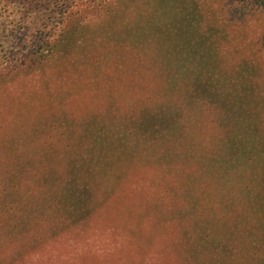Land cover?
I'll list each match as a JSON object with an SVG mask.
<instances>
[{"label": "trees", "instance_id": "obj_1", "mask_svg": "<svg viewBox=\"0 0 264 264\" xmlns=\"http://www.w3.org/2000/svg\"><path fill=\"white\" fill-rule=\"evenodd\" d=\"M3 12H16L14 32L0 36L4 56L8 44L20 46L18 64L1 67L7 74L43 68L34 77L44 95L65 80L94 101L106 96V77L131 92L129 110L104 100L81 115L74 137L75 121L63 124L57 107L55 126L68 136L60 166L52 148L27 168L26 158L9 157L18 141L7 139L4 158L34 182L18 193L22 203L7 205L13 195L0 191V264L64 234H81V264H264V128L254 122L264 116V27L248 55L234 43L238 28L264 16V0H0ZM173 142L171 188L143 206L124 188L152 160L144 151L159 146L164 157ZM102 216L124 248L99 243L90 253L87 232Z\"/></svg>", "mask_w": 264, "mask_h": 264}, {"label": "rangeland", "instance_id": "obj_2", "mask_svg": "<svg viewBox=\"0 0 264 264\" xmlns=\"http://www.w3.org/2000/svg\"><path fill=\"white\" fill-rule=\"evenodd\" d=\"M15 16L16 12L14 14L10 12L0 13V36L2 33H6L9 30L14 32L16 21L13 20V18ZM263 27L264 16H254L248 20L244 28L241 27V29L238 28L236 30L234 34L236 38L234 43H239L241 45L240 52H247L248 55L253 51V46L259 43ZM253 41L255 42L254 45ZM3 43V39L0 37V191H3V195H13L11 197H4L7 205L10 206L12 202L15 204L25 202L23 197H17L18 193L25 189L26 186L24 184L29 185V189H32L34 180L30 184L29 178L22 179L19 174L14 173L15 171L13 172L11 162H7L4 158L6 154L4 147L9 141L7 139L15 137L18 141L17 146L14 145L13 141L10 143L9 157L16 158L21 155L22 158H26L27 160L24 161V163H31L27 168L32 170V168H34V162L41 161L44 154L49 151L51 152L52 148L55 149L56 153L55 155L50 154L51 158L56 165L60 166L58 158L61 153H63V155L66 153V141L68 140V136L64 135L65 132L62 128L55 126L56 119L59 116V113L56 114L57 107H63L66 112L62 120L63 124L68 125L75 121L71 124L73 127L71 137H74L75 127L81 125V115L102 110V102L104 100L115 103L116 108L117 105L123 107H118V110L121 112H123V110H129L130 94H128V92L131 91L129 85L120 86L115 83L114 79L106 77L105 81L109 82L110 88L105 89L104 92H100L106 93V96L94 101L84 100L88 92L81 87V84L75 87V84L70 85V83L67 81L65 82V80L61 82L57 81L56 86L52 83L49 87L52 91L44 95L40 93L42 90L36 87L38 82L34 77L39 74L43 68H40V71L34 72H32L31 69L21 68L22 70L18 69L10 74H7L6 69L2 70L1 67L4 63H9L11 65L18 64L19 58H15L14 55L20 50L18 44H8V46L4 47L8 50V55L4 56L2 47L3 45L5 46V44ZM229 48L232 47L229 46ZM78 50L80 49L78 48ZM231 52L234 51H230L227 56L231 55ZM75 73L79 75L81 71L79 72V69H76ZM104 75L111 77L117 74L110 71ZM83 93L84 97L81 98ZM33 94L36 95L31 97ZM191 113H193V110H191L188 115ZM254 122L258 123V128H264V116L260 120L257 118ZM44 123L53 125L52 127L54 130H35L36 126H41ZM55 129L59 131L55 133ZM216 132L217 131L211 132L209 130L204 134V137L208 140L214 138ZM174 142L169 143L171 151L164 157H160L161 150H158L159 146L156 149L144 151L146 160H148L150 156H153V158L143 169H139L138 171L147 174H142L140 176H138L140 173L137 175L133 174L131 179H135L137 182L125 186L124 191L132 193V196L141 205L146 206L147 203L158 198L163 190L171 188V185L168 183L169 173L177 170L174 168L178 165V161H180L176 154V149H179L178 144ZM47 148L50 149L46 150ZM162 164H165V168ZM33 172L36 173L35 170H33ZM59 173H61V171H59ZM5 177L7 180H5ZM79 189L81 190V188ZM134 189H143L146 191L143 194H136L132 192ZM26 190H28V188ZM82 196L83 193H81V197ZM79 200L80 202H75V205H81L82 199L80 197ZM54 203L57 205L56 201H54ZM1 208L0 206V210ZM62 219L63 217L59 218V221L61 222ZM94 228V232H87V241L92 246L90 247V253H98L100 246L97 244L99 243H101L102 251L106 249L107 251L113 250L112 247L115 245L118 246L119 243L121 248H124V242H121L124 238L123 234L104 224V216L100 217V220ZM3 236V231L0 228V248L6 247V245H1L3 244ZM52 238L53 239L43 245L37 253L27 254L18 264H81V254L86 249L85 246H81V234L79 236L64 234L60 237Z\"/></svg>", "mask_w": 264, "mask_h": 264}]
</instances>
